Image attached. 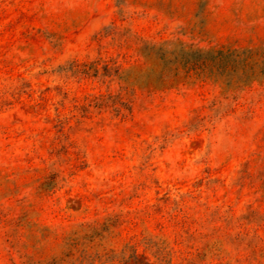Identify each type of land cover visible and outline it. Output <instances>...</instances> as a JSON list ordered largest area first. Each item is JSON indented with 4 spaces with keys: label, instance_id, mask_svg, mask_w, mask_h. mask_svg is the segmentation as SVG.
I'll list each match as a JSON object with an SVG mask.
<instances>
[{
    "label": "rangeland",
    "instance_id": "1",
    "mask_svg": "<svg viewBox=\"0 0 264 264\" xmlns=\"http://www.w3.org/2000/svg\"><path fill=\"white\" fill-rule=\"evenodd\" d=\"M0 264H264V0H0Z\"/></svg>",
    "mask_w": 264,
    "mask_h": 264
}]
</instances>
